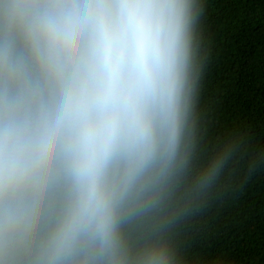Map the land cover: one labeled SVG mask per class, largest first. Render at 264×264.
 I'll return each mask as SVG.
<instances>
[{"label":"clouds","instance_id":"clouds-1","mask_svg":"<svg viewBox=\"0 0 264 264\" xmlns=\"http://www.w3.org/2000/svg\"><path fill=\"white\" fill-rule=\"evenodd\" d=\"M201 0H0V264H175L125 225L177 166ZM220 162L204 173L211 179Z\"/></svg>","mask_w":264,"mask_h":264},{"label":"trees","instance_id":"trees-1","mask_svg":"<svg viewBox=\"0 0 264 264\" xmlns=\"http://www.w3.org/2000/svg\"><path fill=\"white\" fill-rule=\"evenodd\" d=\"M201 4L205 72L177 166L125 232L133 245L163 240L175 264H264V0Z\"/></svg>","mask_w":264,"mask_h":264}]
</instances>
